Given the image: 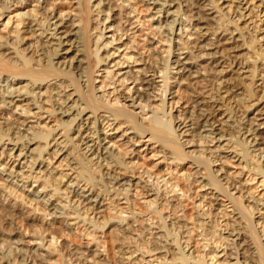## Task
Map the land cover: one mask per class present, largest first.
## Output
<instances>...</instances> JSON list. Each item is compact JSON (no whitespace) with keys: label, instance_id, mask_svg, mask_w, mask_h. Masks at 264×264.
Instances as JSON below:
<instances>
[{"label":"bare ground","instance_id":"bare-ground-1","mask_svg":"<svg viewBox=\"0 0 264 264\" xmlns=\"http://www.w3.org/2000/svg\"><path fill=\"white\" fill-rule=\"evenodd\" d=\"M29 1L32 0H3L0 16L12 6ZM33 1L43 11L40 17L39 10L36 14L20 12L17 15L20 23L8 25L16 36L0 37V160H8L0 165V179L24 191L29 200L40 204L53 219L82 221L80 210L85 208L82 204L97 211L107 200H128L127 195L135 185L132 184L135 178L125 176L130 162L117 158L112 141L119 137L120 145L128 148L126 153L134 152V156L141 152L137 150L141 144H151L157 148L158 156L176 167L190 160L193 174L186 180L192 179L204 192L199 199L201 204L208 195L216 196V201L221 195L231 204L233 223L222 224L226 219L217 222L225 226L223 233L228 234L220 246H224L226 258L219 264L226 260L225 264H246L240 259L248 256L249 251L258 264H264V244L260 243L258 225L253 221V215L258 214L260 219L264 215V198L245 197L248 203L257 206L256 212L248 214L247 207L231 193V190L238 192L242 184H230L220 168L223 159H232L264 178V79L262 82L260 79L264 78V0H137L151 11L149 30L154 34L146 39L149 51H155L156 44L167 48L163 49L166 56L155 51L151 60L140 56L134 37L130 38L133 29L139 26H135L131 16L136 8L126 3L131 1L70 0L74 13L56 8V0H52L50 7L49 0ZM28 35L33 40L29 46ZM121 46L125 47L123 54H119ZM253 46L259 53L253 52ZM241 52L251 56L247 54L246 59L240 60L244 54ZM25 53L33 58L35 55L36 67L30 65ZM162 56L163 60L157 63ZM101 66L105 70L100 77L108 78L109 86H115L107 95L115 92L130 105L107 106V95L95 85V75ZM214 86H219L220 95H206ZM184 87L193 90L188 108L180 105L181 98L174 100L176 91L181 92ZM224 97L227 100L222 102ZM153 101L163 105L159 113L167 118L168 127L160 126L159 118L153 120L159 114L150 104ZM133 106L144 112L143 117L135 116L130 109ZM174 111L178 114L174 115ZM148 112L154 117L148 116ZM45 125L47 133L41 136ZM184 136L191 140L183 141ZM199 141L207 147H201ZM131 147L133 150H129ZM221 153L227 156L222 157ZM59 166L70 173H60ZM65 179L64 187L80 204L68 200L65 203L69 204L63 205L57 201L59 184ZM31 181L38 182L41 189L26 190ZM142 183L149 184L143 180ZM228 183L230 190L225 187ZM153 185H149L148 193L168 204L175 201L173 195ZM9 186L6 188L15 192ZM18 191L15 195L19 197ZM3 208L14 215L13 206ZM131 219L116 222L122 227L118 229L122 231L120 234L135 227ZM221 219L223 215L218 216ZM181 222L172 224L182 230L179 235L183 239ZM202 223L204 228L199 235L210 246L213 222ZM103 225L102 228L106 226ZM148 227L146 234L153 236L144 238L142 245L146 248L132 245L125 236V246L118 251L121 264H178L182 259L171 250L174 242L165 238L163 228L152 223ZM47 232V236L40 233L36 237L40 243L23 242L21 237L0 238L2 244L9 243L7 248L0 244V259L17 264H52L47 259L53 254L47 237L54 234ZM29 237L35 238L34 234ZM61 238L59 247L65 249L66 239ZM180 244L177 254L187 260L183 264H200L192 252L186 256L190 252L189 241ZM93 252L87 246L77 253L79 257L75 260ZM208 255L203 256L210 260L206 264H217L216 255L210 258ZM140 256L151 259L139 263Z\"/></svg>","mask_w":264,"mask_h":264},{"label":"rangeland","instance_id":"rangeland-1","mask_svg":"<svg viewBox=\"0 0 264 264\" xmlns=\"http://www.w3.org/2000/svg\"><path fill=\"white\" fill-rule=\"evenodd\" d=\"M49 1L50 2H48V7L52 6L53 4L52 2H54L52 0H49ZM129 1L131 2H126V3L127 4L129 3L131 8L132 7L136 8V9L134 8L135 11L131 13L132 14L131 16H133L132 21L135 23V26L139 25L137 26L136 29H133L134 31L132 33H130V38L134 37L135 47L137 46L136 50L139 52L140 56L146 57V59L147 57H149L151 60V57L153 59V55L155 54V51H160V53L163 56H166L167 53H165L164 50L167 48L164 45L156 44L154 45L156 47L155 51H152V50L149 51L150 46H148L146 43V39H148L149 36L152 37L154 34V32H151L149 30L150 25H151V22L149 21L150 20L149 15L151 11L146 9L145 6L140 4L137 0H129ZM2 2L3 0H0V5L2 4ZM26 3L25 5H21V6L20 5H17L15 7L12 6L9 11H5L4 15L2 14L0 16V25L3 24V26H0V30L2 31V32L0 31V37L2 36L4 37L7 35V37H9L10 39L12 38L11 36H16V34L11 32L12 29H9V28L13 23L15 25L16 24L18 25V23H20V20L17 16L20 12H31L33 14H36L37 12L36 10H39L37 16L40 17L43 11L38 9L39 8L38 2L32 0V1H29L27 4ZM54 4L56 8H58L59 10H63L64 12H71V13L76 12V10L74 9L75 7L70 2V0H62L61 2L60 0L59 1L56 0ZM9 24L10 26H8ZM4 25H7V27ZM26 38L28 39L27 46H29L30 44L32 45L33 40L32 41L30 40L32 39V37L28 35ZM124 41L125 43H127L126 37L124 38ZM124 48L125 47L123 46L120 47L121 51L119 54H123L122 50ZM253 49H254L253 50L254 53H259V51L257 50V47H254ZM125 53L126 52H124V54ZM241 53H244V52H241ZM244 54L241 56L240 60L247 58L244 56H246L248 53L246 54L245 52ZM33 56L34 58L28 55L27 53H25V58L30 62V65L36 67L35 55ZM163 56L160 58V60L158 59L159 58L158 57L156 62L160 63L163 60ZM247 56L250 57L251 54H248ZM257 67L258 65L257 66L255 65V71ZM103 70H105V68L101 66V71H97V74L95 75V79H96L95 85L100 87L101 90L105 92V95H107L108 92L114 91L113 89L115 86L113 84H110L109 86L108 78L106 80L103 77H100L101 75L104 74ZM260 79L262 82L264 78L260 77ZM218 87L214 86V87L209 88L208 89L209 92L206 93V95L207 94L214 95V96L220 95V91H218ZM213 88L215 89L217 88V89L214 90ZM182 90L183 91L179 92V91H176L175 89L176 93L174 95V100L178 101L181 98L182 100L180 101V105L184 104L183 107L185 106V108H188L187 105L190 103L189 99L191 97V93L193 90L191 87L189 88L184 87L182 88ZM43 91H45V89H43ZM116 95L117 94H115L114 92L112 94L111 93L108 94L107 97H105V99L108 101L106 102L107 106L110 105V107L112 108H117V107H122V106L126 107L130 105V103H125L120 98H118V96ZM221 96H225V94H222ZM171 97L172 96L169 95V99ZM226 100H227L226 97H224L222 99V102H225ZM171 101L172 100H170V102ZM142 104L145 105V103L143 102ZM150 104L155 108L154 110H157L158 113L161 112V108H163L162 107L163 105L159 101H156V102L153 101ZM46 107L48 108V106ZM130 109L134 111L135 116L138 119L140 117H143L144 112L140 110L139 108L133 106V107H130ZM179 109L180 111L183 110V108L182 109L178 108V111ZM169 110L170 109H168V111ZM172 113H174V115L178 114L177 111H174ZM147 115L152 116L153 114L148 112ZM155 116H157V118L154 117L153 115V117L155 118V119L153 118L154 121H156V119L159 118L158 121L160 120L159 121L160 123L158 121L157 123L160 124V126L162 127H165V128L168 127L167 118L163 117L161 113ZM45 127L42 129L41 136L47 133L48 128L47 127L45 128ZM119 139L120 138L118 137V138H115V141L114 140L112 141V144L113 142H115L114 144L117 150V156H118L117 158L127 163L130 162L128 164L129 169L127 168V172H125L126 173L125 176L129 178L132 177V179L135 178L132 183L135 185L132 186L133 188L129 191L127 195L128 200H125L122 198L120 200L114 199V198L111 200H107L106 202H104V206H102L97 211L93 209L92 211L90 208L87 209L89 206L82 204V206L85 207L83 209L84 212L82 211V209L80 210L81 211L80 219L82 221L72 219V218L56 220V219H53V217L50 214L48 215L40 204L29 200L31 199L30 196L27 197L24 191L14 186H11V184L9 183H4V181L0 179V238L3 237V239H6V238L10 239V238L21 237L23 242L40 243L41 241L37 239L36 237H40L41 234L47 236L46 235L48 234L47 231H49L50 233L52 232V234H54L52 235L53 238L52 236L47 237V239L50 240L51 242V245H52L51 252H53L52 256L47 257V259H49L50 262H52V264H121L119 256H118L120 255V252H118L119 249L125 246L123 244H125L127 240L131 242L132 245H135L141 248H144V247L146 248V246L142 245L144 238L145 237L148 238L150 236L152 237L153 235H148L146 234L147 232L145 231L148 230L149 228L148 225H151L152 223V226L153 225L161 226V228H163V231H164L163 233H165L164 234L165 238L166 239L168 238V240L171 243L174 242L173 243L174 246L173 248H171V250L175 251L176 257H179V260L184 259L183 261L182 260L179 261L178 264H183L184 262L187 263V260H185V257L182 258V256H179L180 255L179 253L177 254V252H179V249H180L179 246L177 247V245H179L181 242L183 244L184 241H189V248H190V252L187 253L186 256L192 252L193 255L195 256V260H199L200 264H204V263L206 264V261H210L208 259L207 260L204 259L203 257L204 255H207V254H209L208 258H210L211 255H216L215 261H217V264L223 261L226 258V257L223 258L225 253L222 251V248L224 246L222 248L220 246L221 244L225 242V240H227V239L224 240V238L228 237V234L223 233L225 226H219L217 222L226 219L225 221H223L222 224H226V223L232 224L233 223L232 213H231L232 207H231V204H229L228 199L219 195L218 200L216 201L215 200L216 196L208 195L207 199L205 200V203L201 204L200 203L201 200L199 199L201 198V195L204 194V192L201 191V188L199 187V185H197L196 183H192L191 181L192 177L190 178L191 180L189 181L186 180L188 176L193 174V171H192L193 167L190 163V160L176 167L173 164L167 163V161L164 158H162L160 154L158 156L156 154L157 148L155 146H152L151 144H143V145L141 144L137 149L141 151L138 154V156L136 155L134 156L135 154L134 152L132 153L130 152L131 153L130 155V153H126V150L128 148L122 144L120 145V143L122 142L118 141ZM187 140H191V137L184 136L183 141H187ZM131 142L136 143L135 140H132ZM199 143L201 147H205V148L207 147L206 143L204 144L203 141L202 142L199 141ZM148 145H149V149L147 148ZM131 149L132 147L129 148V150ZM191 150L193 149L190 148V151ZM197 150L198 148L196 149V151ZM218 154L219 152L213 155L217 156ZM221 155L222 157L227 156L225 153H221ZM4 161L5 162L0 160V165L1 164L4 165V163H6L8 160H4ZM52 161H53L52 163H54L56 161V158L53 159ZM57 161L59 162L60 160L58 159ZM223 161L224 163L220 166V168H223L222 170H223L224 176L226 175L228 182L236 186H240L239 184H242L240 188L238 189L239 190L238 192L236 190H231V193L233 194L235 193L234 196L237 198V201L245 205L247 207V213L251 214L252 210L254 211L257 208V206L252 203H248V198L246 199L245 197L255 196L257 197L256 199H259V200L263 199L264 198V178L261 176L255 175L253 172H250L249 167L244 166L243 164H238L237 162H235V160L223 159ZM217 164H220V162L217 161ZM57 165L58 163H56V166ZM214 168L218 169L217 167H214ZM165 169H167V171ZM59 170H61L60 173L62 172L70 173L69 171L64 169V167H61V166H59ZM121 172H124V171L121 170ZM137 179H141V181ZM66 180L67 179H65V181H61L59 184L60 185L59 190L62 193L61 192L59 193L60 195L58 196L57 201L61 202L63 205L69 204V203H65V201H68V200L69 201L71 200L73 204L74 203H76L77 205L80 204V201H78V198L68 193L66 190V186L64 187V185L66 184ZM142 180L144 182L148 181L149 184L147 185V183H142ZM223 183H226V182L223 181ZM229 183L226 184L225 186L227 190H230ZM151 184L152 185L156 184L155 186L158 187L159 189L161 188L160 190L162 191L164 190L169 195H173L175 201L168 204L165 200H162V199L159 200V198H156V196L151 195V192L148 193V191H150L148 188H150L149 185ZM6 185L8 186L10 185L9 187H11L12 191L14 190L16 192L19 190L18 191L19 197L18 195H15V192H11L9 189H7ZM19 185H22V183H19ZM36 187L37 188L39 187V189H41V185H39L38 182L35 183L31 181L30 184L26 187L27 188L26 190L33 189ZM205 204L206 206H204V209H202V206ZM10 205L13 206L15 209L14 215L7 213L3 208L4 206H10ZM222 206H225V207H222ZM215 209H217L218 211ZM97 212H98V215L95 214ZM254 212H256V210ZM204 213L207 214V216H205ZM95 215L97 216L95 217ZM222 215H223V219L218 220V216H222ZM26 216L28 218L30 217L29 219H34V222L33 220L31 221L28 220ZM97 217H100V219L95 220L94 218H97ZM129 217L130 218L132 217L131 225L133 224V226L135 227H131L127 231H123V233L120 234L122 231L120 232L118 231V229L121 230L122 227L119 228L116 222H118L119 220L121 221L124 218L125 219L129 218ZM204 218H208V219L203 220ZM170 219H173V220L170 221ZM178 220H182L181 225L184 226L183 227L184 235L182 234V237L184 236L183 239H181L179 235L180 231L182 230L176 228V226L172 224L174 222L175 223L178 222ZM205 221L213 222V225L210 231H212V234L214 236L212 238L213 244H211L210 246L208 245L209 243L206 245V243L201 240L202 237L199 235V233L203 231V228H204V226L202 225L203 224L202 222H205ZM253 221L257 222V225H258L257 235L261 239L260 243H262L263 245L264 244V215L261 216V219L260 217H258V214L253 215ZM104 223L106 224V226L102 228V225ZM126 227L128 226L126 225ZM226 227L228 228V225H226ZM141 232H143V234ZM149 232H151V230H149ZM59 233L61 234L60 236L58 235ZM29 234L30 235L34 234L35 238L29 237L30 236ZM134 234H137V235H134ZM61 236L65 237L66 239L65 242L67 243L66 248L68 250L66 248L61 249L59 247L61 239H62ZM125 236L128 238L127 240H125L126 239ZM178 242L179 244H177ZM0 244H2V241H0ZM2 245H3L2 247L7 248L8 247L7 245H9V243L4 242V244ZM87 246H90L92 250L95 251V253L94 252L89 253L88 256L85 255L79 258L78 260H75L78 254L84 251L85 247ZM96 251L97 253L98 251H100L99 256L98 254L96 255ZM39 253L46 255V253L42 252L41 250L39 251ZM249 253H247V255L249 254L248 256H246L245 258H241L240 261L245 262L246 264L247 263L248 264H258V262H256V259L253 258L254 256L251 255V251H249ZM138 258L142 260L139 263H144V261L151 259L149 256L147 258H142L141 256ZM226 261L223 264H225ZM231 262L235 263L236 261L232 260ZM0 264H17V263L11 260L6 262L0 259ZM153 264H158V263L153 262Z\"/></svg>","mask_w":264,"mask_h":264}]
</instances>
